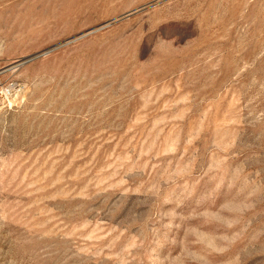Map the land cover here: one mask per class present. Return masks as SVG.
Wrapping results in <instances>:
<instances>
[{
	"label": "rangeland",
	"instance_id": "374dc122",
	"mask_svg": "<svg viewBox=\"0 0 264 264\" xmlns=\"http://www.w3.org/2000/svg\"><path fill=\"white\" fill-rule=\"evenodd\" d=\"M0 264H264V0H0Z\"/></svg>",
	"mask_w": 264,
	"mask_h": 264
}]
</instances>
